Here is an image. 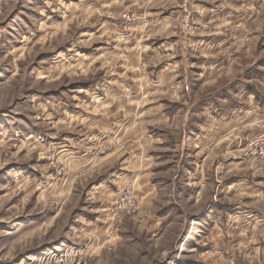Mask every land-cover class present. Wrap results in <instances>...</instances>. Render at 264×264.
I'll return each instance as SVG.
<instances>
[{
    "label": "rangeland",
    "instance_id": "374dc122",
    "mask_svg": "<svg viewBox=\"0 0 264 264\" xmlns=\"http://www.w3.org/2000/svg\"><path fill=\"white\" fill-rule=\"evenodd\" d=\"M223 1L185 35L171 2L0 0V264H264V1Z\"/></svg>",
    "mask_w": 264,
    "mask_h": 264
},
{
    "label": "crops",
    "instance_id": "0c3cea01",
    "mask_svg": "<svg viewBox=\"0 0 264 264\" xmlns=\"http://www.w3.org/2000/svg\"><path fill=\"white\" fill-rule=\"evenodd\" d=\"M169 2H171V7L173 8V10L178 8V12H179V0H141V4L143 5L142 7H140V9L145 10L144 15H147L148 11H150V8L153 9L152 12L160 13L164 11L165 6ZM131 4L133 6L132 1H131ZM193 4H194L195 19L201 25L200 31L203 30L202 31L203 33L204 32L206 33L208 30H212L216 28L217 24L212 27L213 25L212 23H219L221 21H225V17H229L228 14H231L234 11L237 12V10L239 9L242 10V8L239 7L238 5L234 3L233 4L225 3L223 0H194ZM152 12L150 14H152ZM214 15H217V17H214ZM142 19H145V17ZM164 19H169V18L165 17ZM137 23H138L137 21H135L134 23L135 31L137 30V27H136ZM154 24L158 25L159 29L157 30H160L159 32H161L165 28H168V26H171L173 23L172 22L169 23L166 20H164L163 23L160 21H157ZM207 40L208 39H205L204 43H206ZM253 111L255 112V109H253ZM250 168L251 167H242L241 169L242 170L244 169L246 172H249ZM242 177H243L242 179L243 183L247 181V183L253 184V187L258 186V185L261 186L262 184H264L263 180H260L255 177H253L252 179L245 178L246 175H242Z\"/></svg>",
    "mask_w": 264,
    "mask_h": 264
},
{
    "label": "built area",
    "instance_id": "2783aa9c",
    "mask_svg": "<svg viewBox=\"0 0 264 264\" xmlns=\"http://www.w3.org/2000/svg\"><path fill=\"white\" fill-rule=\"evenodd\" d=\"M228 1H235L244 4H249L261 0H228ZM193 2L194 0H179V11L181 12L180 27L185 35H191L197 29L196 22L193 19V14H194ZM124 18L127 21V23L131 22L132 20L131 17L128 15H126ZM129 31L130 28H127L123 31L124 39H129L131 35ZM251 146L253 148L252 150L254 151L253 152L254 155H258L259 157H264V123L260 125V129L256 134V136H254V142H252ZM127 201H129L130 203L128 204L130 210L132 211L137 210L138 206L136 203L133 202V200H128V199L123 200V202H127Z\"/></svg>",
    "mask_w": 264,
    "mask_h": 264
}]
</instances>
